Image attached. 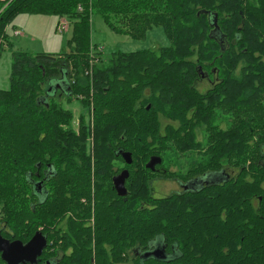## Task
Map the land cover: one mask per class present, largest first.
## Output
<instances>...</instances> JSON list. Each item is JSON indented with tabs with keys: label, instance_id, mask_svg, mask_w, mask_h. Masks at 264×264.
<instances>
[{
	"label": "trees",
	"instance_id": "1",
	"mask_svg": "<svg viewBox=\"0 0 264 264\" xmlns=\"http://www.w3.org/2000/svg\"><path fill=\"white\" fill-rule=\"evenodd\" d=\"M8 1L0 40L21 13L65 17L72 35L68 52L12 54L11 88L0 89L2 236L41 231L37 264L125 262L157 237L175 257L143 264H264V0ZM93 13L133 38L162 26L170 45L105 60L90 42ZM203 74L216 80L204 92ZM74 99L87 110L76 127L62 105ZM205 173L213 182L152 195L153 179Z\"/></svg>",
	"mask_w": 264,
	"mask_h": 264
},
{
	"label": "rangeland",
	"instance_id": "2",
	"mask_svg": "<svg viewBox=\"0 0 264 264\" xmlns=\"http://www.w3.org/2000/svg\"><path fill=\"white\" fill-rule=\"evenodd\" d=\"M62 19H66L69 23L67 18L62 17ZM59 21L60 18L55 15L21 13L6 26L5 32L7 38L0 40V42H3V45L0 47V89L7 90L11 88L10 77L13 53H63L69 51L71 47L69 45V39L72 35L71 26L69 23L66 31L56 32ZM14 27L16 30L21 31L23 36H16ZM90 42L93 47H96H91L93 50L98 48L97 50L102 51V57L105 60L112 52L120 51L129 53L140 49H158L170 45V40L162 26H152L142 37L133 38L125 33L116 32L111 29L104 18L97 13H93L90 20ZM215 82V77H209L208 79L203 74L195 85L199 91L204 92ZM62 102L65 108L72 111V125L76 127L78 116L81 112L85 113L87 111L86 107L75 99L70 103ZM220 126L225 128L227 123L221 121ZM202 137V134L198 135L199 140ZM150 184L152 187V195L161 197L172 192L180 191L183 183L176 180L156 178ZM156 242L157 244H162V237H157ZM132 251L130 250L129 253L132 254Z\"/></svg>",
	"mask_w": 264,
	"mask_h": 264
},
{
	"label": "water",
	"instance_id": "3",
	"mask_svg": "<svg viewBox=\"0 0 264 264\" xmlns=\"http://www.w3.org/2000/svg\"><path fill=\"white\" fill-rule=\"evenodd\" d=\"M123 158L127 164L131 163V157L128 153H124ZM159 162V157H156V159L151 158L146 166L148 168H153V166ZM128 176V170L124 169L113 177V187L118 196H125L127 194L125 181ZM41 183V181L37 182L36 188L40 186ZM185 189H188L187 185ZM46 246L47 238L41 231H36L27 242L10 240L3 237L0 233V257L6 264H37ZM162 252L163 247L156 248L152 252L146 253V255L151 254L153 257H159ZM46 264H49V261H47Z\"/></svg>",
	"mask_w": 264,
	"mask_h": 264
},
{
	"label": "flooded vegetation",
	"instance_id": "4",
	"mask_svg": "<svg viewBox=\"0 0 264 264\" xmlns=\"http://www.w3.org/2000/svg\"><path fill=\"white\" fill-rule=\"evenodd\" d=\"M207 77V76H206ZM209 79V78H208ZM214 180V174L212 173H205L202 176H198L196 178H193V180L188 181L187 183L182 184V189H185V186L187 185L188 188L191 189H196L199 188L202 185H206L207 183H211ZM37 189L40 193L44 191V188L42 187V183L40 186H37ZM163 247V252L159 257H153L151 254L146 255L148 252H152L156 248H162ZM177 251L172 250V251H167L164 249V246L162 244H157L156 241L150 243L148 245V248L146 250H133L132 254L129 253V251L126 253V261L125 262H120V263H115V264H143L148 258H156L159 260H169L173 259L176 255ZM55 264V263H52Z\"/></svg>",
	"mask_w": 264,
	"mask_h": 264
},
{
	"label": "built area",
	"instance_id": "5",
	"mask_svg": "<svg viewBox=\"0 0 264 264\" xmlns=\"http://www.w3.org/2000/svg\"><path fill=\"white\" fill-rule=\"evenodd\" d=\"M68 21L66 19H60V21L58 22L57 24V31L58 32H63V31H66L67 28H68ZM15 31V35H19L21 34V32L19 30H14Z\"/></svg>",
	"mask_w": 264,
	"mask_h": 264
},
{
	"label": "crops",
	"instance_id": "6",
	"mask_svg": "<svg viewBox=\"0 0 264 264\" xmlns=\"http://www.w3.org/2000/svg\"><path fill=\"white\" fill-rule=\"evenodd\" d=\"M57 17H58V16H57ZM14 30H16L15 27H14ZM55 31H56V30H55ZM20 32H21V31H20ZM56 32H58V31H56ZM20 35L23 36V33L21 32V34L16 35V36H20Z\"/></svg>",
	"mask_w": 264,
	"mask_h": 264
}]
</instances>
